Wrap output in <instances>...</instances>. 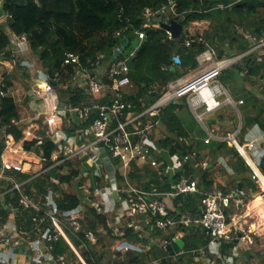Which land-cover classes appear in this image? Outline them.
Here are the masks:
<instances>
[{"label": "trees", "instance_id": "trees-1", "mask_svg": "<svg viewBox=\"0 0 264 264\" xmlns=\"http://www.w3.org/2000/svg\"><path fill=\"white\" fill-rule=\"evenodd\" d=\"M4 1L6 11L5 21L0 22V54L6 59L13 57L11 47L12 34H27L29 47L38 54L43 66L58 74V85L66 84L69 79H75L77 66L75 64H64V58L68 52H75L80 55L81 64L90 70H95L99 65L107 63L110 68L113 63L115 51L118 46H123L128 41L127 46L139 43V38L134 30H128L122 37L116 36V31L128 24H133L134 28L141 29L143 26V11L147 7L158 9L168 2V0H0ZM177 9L181 16L176 17L185 26H189L194 21H208L210 24L204 31V42L196 41L190 46H186L184 40L186 34L182 33L179 40L170 39L164 28H146V37L141 41L139 50L134 58L129 62L130 76L136 87L134 93L127 95L129 102L125 111V118L132 114L143 112L149 105L167 89L171 81L177 80L198 67L197 56L208 47L218 50L219 57L236 54L248 50L251 40L248 35L261 38L264 36V0H176ZM223 3L226 6L219 8L217 5ZM179 53L182 58L181 65H175L173 56ZM104 55L103 59H99ZM94 62V65L89 61ZM99 62L101 64H99ZM237 64L230 67V74L225 70L219 77L221 83H225L234 76L242 77L243 80H250L252 83L263 82L261 93L264 95V49L251 52L243 57ZM105 83L110 86L113 79L108 73L104 76ZM11 82L6 80L3 86L8 89ZM156 91L157 94L153 95ZM61 99L72 105H91L92 100H97L106 104L107 96L92 95L84 89H79L71 84L59 91ZM251 96L254 100V108L257 113L253 120L264 129V101L252 89ZM189 109L185 99L172 101L164 106L159 116H143L140 122L132 126L131 129H139L150 126V137L156 142L163 152L157 155L159 159H170L175 157L178 162L177 171L168 173L157 170L149 164H139L132 162L128 172V180L133 185L136 184L142 191L152 192L157 189L160 193H168L173 190V185L183 177L198 179L199 188L202 192L212 190L215 179L211 177L213 168L209 167L214 158L218 155L229 157L228 164L238 176L242 177L241 188L245 191L248 187L257 191L259 188L256 180L252 178V168L247 164L245 158L239 150L230 145L229 141L213 139L210 143L205 140L192 138L188 128L182 121L179 113L183 109ZM221 110V109H220ZM218 110V111H220ZM216 111V112H218ZM215 112V113H216ZM99 115V110L91 112L89 118L76 125L83 127L93 122ZM20 117L18 104L10 96H0V128L4 131V137L0 139V162L2 153L6 147L7 135H12L16 140L23 138V130L15 123ZM221 122H227L226 116L217 117ZM216 120L208 118L206 124L210 127ZM163 129V132L161 130ZM248 127L242 125L240 136L241 143H244L245 134ZM228 132V131H227ZM141 136H134V140H140ZM51 138L44 140L43 149L46 157L52 155L56 144ZM25 147L32 149L33 144L26 142ZM204 149L208 153H203ZM186 156H193L185 159ZM210 157L211 161L205 165L200 164ZM114 163L120 166L119 160ZM47 163L45 168L50 166ZM78 163L69 161L58 168L38 175L33 178V174L26 172L11 171L8 175L20 181H26L23 190L31 200L40 202L42 210L33 207H24L21 203V193L18 190L8 191L0 198V228L11 219L15 218L18 230L25 231L35 224V218L45 217V221L40 223L43 230L50 228L56 239L52 242V253L56 258L60 256L70 264H83L71 245L67 242L53 225L50 217L46 216L47 196L49 189L53 187L60 192L56 198V206L59 210H70L77 207L84 201L81 190H67L51 181L52 176L59 179L61 184L73 185L75 178L80 174ZM66 168L69 172H62ZM260 170L264 174V159L260 165ZM116 169V176L120 187H126L125 176ZM89 175H84L87 179ZM93 184L103 186V177L93 175ZM7 187L13 185L12 181L3 180L2 184ZM239 188V184L237 185ZM6 189L3 187L0 190ZM93 191V189H92ZM227 193V190L223 188ZM179 195L174 198L175 206L180 213L192 212L199 214V206L204 193ZM124 196H128L124 193ZM88 210L80 220L82 227L76 230L73 226L64 223V228L75 247L85 259L87 264H151L155 259L161 258L160 264H198L195 257L198 250L210 241V237L200 226L188 231L185 225H179L177 229L163 236L171 238L175 236L177 230L186 232L182 240L184 243V254L176 257L165 254L158 247L147 248L145 251L129 250L122 253L118 246L124 242H132L136 245H148V238H141L134 227L127 224L119 226L111 225L115 221L108 214L98 211L95 205L87 204ZM176 211L168 210V216L181 217ZM228 214V221L230 215ZM92 231L97 238L93 242L87 232ZM188 231V232H187ZM159 229H154L153 237H159ZM109 235L113 242L110 245L112 256L107 257L104 250L97 249V246L106 241ZM167 239V238H166ZM223 253L231 254V249L238 248L240 255L234 257L233 264H239V260H244L245 264H264V250L255 251L253 247H247L246 243L234 239L223 244Z\"/></svg>", "mask_w": 264, "mask_h": 264}, {"label": "built area", "instance_id": "built-area-1", "mask_svg": "<svg viewBox=\"0 0 264 264\" xmlns=\"http://www.w3.org/2000/svg\"><path fill=\"white\" fill-rule=\"evenodd\" d=\"M225 6L223 3L217 5L219 8H224ZM179 16L181 14L178 12L176 0H168L167 3L158 9L147 7L143 11V26L141 29L134 28L133 24H128L116 31V36L122 37L126 31L133 29L140 40L139 43L132 48L127 46L121 55L113 60L109 69L106 66L99 65L98 67L103 66L106 68L102 74L97 72L98 67L95 70L83 67L79 54L75 52H68L66 54L64 64H75L77 66L75 79L78 78L82 81L81 88L92 95H100L105 92L104 95L102 94L104 97L109 94L106 104L92 100L91 105L84 107L69 105L61 99L57 89L58 83L57 86L51 84L48 71L37 70L40 77L38 79L39 88L35 93L42 101L43 107L40 110V114L43 116L45 125L48 128L49 137L57 144V155L50 161V166L46 167L42 173L34 174L33 178L51 169L58 168L69 161L79 164L78 169L80 170V174L75 178L77 188L67 183L61 184L55 176H52L51 181L67 190H81L85 200L70 210H59L56 206V198L60 196V192L51 187L48 196L52 199L47 202V208L45 209L46 216L52 219L56 230L64 236L78 256L80 254L66 233L63 224H69L76 230H80L82 227L80 220L88 210L87 204L95 205L99 212L110 215L121 225L127 224L130 227H134L141 238H151V241H154L155 237H151L150 233L147 232L148 228L150 230H154L155 228L168 230L176 228L179 224H184L185 226L192 224L191 219H175L172 216H168L169 206L167 200H173L179 195L201 193L198 179L182 178L173 185L171 192L160 193L157 189H154L152 192L142 191L140 188L132 185L127 176L134 161H137L141 165L149 164L157 170L162 169V171L168 173H175L177 171L178 162L175 157H170L168 160L158 158L157 155H162L163 152L156 142L151 139L149 125L139 129H131L133 125L140 122L143 116H159L162 108L172 101L185 99L189 109L193 111L207 131L205 142L210 143L213 139L229 141V143L239 150L247 164L252 168V178L260 185L263 186L264 184V174L260 170V165L264 159V129L260 125L248 129L245 134V142L241 143L238 138L242 129V115L240 112L237 118L238 129L224 136H218L214 131L209 130L204 122L206 114L215 113L225 104H233L238 109V105L244 103V99L238 102L234 101L226 86L219 81V77L225 70L238 64L244 56L264 49V36L257 38L256 36L248 35L251 40V46L248 50L223 57H219L216 48L208 47L197 56L199 65L195 69V72L171 81L167 89L143 112L132 114L129 118L124 117L129 104L127 95L129 94V89L134 86L130 76L129 62L136 56L141 41L146 37L145 29L149 27L163 28L162 23H170L172 19L179 21L176 18ZM183 27H188L191 35L190 38L187 36L185 38L184 43L186 46H190L196 41H205L204 31L208 27L204 21H194L191 25H184ZM164 29L170 39H176L170 29ZM10 36L14 56L29 45L27 34H11ZM121 47L118 46L116 50H120ZM128 48L130 50L126 54ZM103 58L104 55L99 56L100 60ZM89 61L94 65V62ZM173 61L176 66L181 65V55L176 53L173 56ZM24 64L32 66V64ZM99 64L101 63L99 62ZM106 73L113 79L110 86L104 81ZM55 79L58 82V74L55 75ZM0 85L2 86L0 94L7 96L8 91L3 87L5 82L3 81ZM66 85L64 84L65 87ZM223 95H226L224 100L221 99ZM200 109L203 110L199 111ZM94 110H99V115L92 123L83 127L76 126L79 124L75 122L74 115L86 121ZM23 134L21 141L23 140L24 142V140L27 141L28 136H32V131L24 130ZM136 135L141 136V139L134 140V136ZM36 138H38L39 143H43L44 138L42 136H37ZM18 142L20 140H16L13 136L9 137L1 156L0 188H3L2 181L4 179L12 181L13 185L7 189L0 190V198L8 191L18 190L22 195L21 203L24 207L42 210L41 204L34 202L24 193L23 187L26 181H20L8 175V172L11 171H26L25 163L14 157L19 151L24 150V145H18ZM188 158L190 157H185L186 160ZM114 160H119L122 165L118 167L114 163ZM85 164L93 169L94 176L103 177V186L93 184L89 175L91 172L85 170ZM117 168L125 176L128 186H119L116 176ZM66 169L68 170H63L62 172L66 173L71 170L69 168ZM84 175L89 176L87 179H84ZM116 192L118 193V197L115 196ZM124 193H127L128 196H124ZM202 193H204V196L201 200L200 217L194 222L206 230L210 241L207 246L193 251L201 255L197 254L198 256L195 258V261L198 264H233L234 257L240 255L239 249L237 247L233 248L231 249V254L227 255L223 253V244L231 242L234 239L243 243H249L251 238L249 235L244 234L237 224H232L228 221L226 208L229 206L230 198L245 196L246 193L240 188L230 194H226L219 188ZM35 220L41 228L39 232L41 235L32 242V249L39 257L43 256L47 260L54 262V264H70L65 257L60 256L56 258L53 255L52 242L56 239V236L50 228L47 227L43 230L40 225V223L45 221V217L41 219L36 217ZM115 221L111 222V225L119 226V224L114 225ZM180 235L177 234L171 238L163 239L161 242L163 248L167 251V245L174 240L181 239ZM87 236L93 242H96V235L92 231L87 232ZM15 238V231L11 227L6 225L0 228V243L13 247L16 242ZM151 241L148 245H136L132 242H124L118 246V249L145 251L151 247L152 243H155V241ZM185 252L182 249L174 257ZM80 259L83 264H87L84 258L81 257ZM160 261L161 258H158L153 260L151 264H160ZM0 264H9V260L1 256Z\"/></svg>", "mask_w": 264, "mask_h": 264}, {"label": "crops", "instance_id": "crops-1", "mask_svg": "<svg viewBox=\"0 0 264 264\" xmlns=\"http://www.w3.org/2000/svg\"><path fill=\"white\" fill-rule=\"evenodd\" d=\"M8 31L11 35L12 34L11 31L10 30H8ZM10 50L13 52V46L12 45L10 47ZM15 61H17V63H15ZM24 63L32 64V66H28ZM105 69H106L105 67L100 66L97 68V72L99 74H102V72L104 73ZM37 70L48 71L43 66L42 61L39 59L38 54L33 52L31 50V48L29 47V45L27 47H25V49L23 51L16 54V56H14V53H13V57L11 59H6L3 54H0V84L3 81L6 82V80H9L11 82V85H9V87L6 91H8L7 95L12 96L15 99L16 103L18 104L20 117L18 120H16V124L21 127L23 132H24V130H31L32 131V136H28L27 141L24 140V142H23V140L22 141L20 140V142H18L19 143L18 145H21V144L24 145V150L19 151L17 153V155H15L14 157L19 161H23L25 163V166H26L25 172L33 174V176L36 173H39V172L42 173L45 170L46 164L50 163V161L53 158H55L57 155V144L53 140H51V141L53 144H56L55 149H53L52 155L50 157H46L44 149L42 147L44 141H43V143H39L38 138H36L37 136H42L44 138V140H46L47 138H51V137H49L48 128L45 125L44 118L40 114V110L43 107L42 101L37 97V95L35 93V91L39 88V85H38L39 80L38 79L40 77ZM195 71H196L195 69L191 70L190 72H188L187 74H185L181 77L188 76ZM81 83H82V81H80L78 78H76L74 80L69 79L66 83L67 84L66 87L73 84V86H75L76 88L81 89ZM245 87L247 89L246 90L247 96H241L239 100L244 99V103L240 104V105L246 106V110L248 112V116L246 117L245 120H244V117L242 116V125L245 122L244 123L245 126H247L250 129V128L255 127L256 125H259V124L253 120V116L257 113V110L254 108V100L251 96L250 88L248 86H245ZM1 89H2V86L0 85V91H1ZM135 91H136L135 86H133L132 88L129 89L130 94L134 93ZM104 93L105 92H103L102 94L104 95ZM102 94H100L99 96L103 97ZM0 96H1V94H0ZM225 105H223L220 109H222ZM212 114H214V113L206 114V116L204 118L205 124H206V120ZM74 117H75V122H77L80 126L82 125L83 122H85L84 119L79 118L77 115H74ZM236 124H237V118L232 121L233 126H235ZM213 126H215V124ZM208 128H209V130L214 131V133L217 134L218 136H224L223 134L222 135L219 134L216 129H214L210 126H208ZM0 131H2L4 134L3 129L0 128ZM190 134H191L192 138L199 139L200 141L205 140V138L207 136V134L200 135V134H197V133L194 134L191 132H190ZM3 137H0V139H2ZM9 137L11 138L12 135H7V139ZM26 142L29 144L30 143L33 144L32 149H27L25 147ZM244 142H245V140H244ZM230 145H232V144L230 143ZM202 152L208 153V150L204 149ZM192 157L193 156H191L190 158H192ZM228 160H229V157H225L223 155H218L216 158H214L213 163L209 164V167L213 168V172L211 173V177L216 180L213 189L219 188V189L223 190V188H225L227 190L226 194L233 193L236 189L241 188V187L238 188L237 185L240 183L242 184V177L238 176L235 173L234 169L229 166ZM209 161H211V158L207 156L206 159L200 164V166L205 165ZM183 178H185V177H183ZM3 187H6V189H7L8 188L7 183H6V185H3ZM263 187H264V185H263ZM48 189H50V188H48ZM208 191H211V190H208ZM245 193H246L245 196L230 198L229 206L226 208V210L229 212V215H230V222L232 224H237L238 226H239L241 219L243 218V217H241L240 211H238V210L244 209L246 207V210H245L246 213L244 215H242V216H246V217L251 216L253 212L258 211V210L257 211L253 210L251 213L249 212V207L256 201L257 198H259V197H256L258 193L256 191H254L251 187L250 188L248 187L247 189H245ZM263 194H264V191H263ZM250 195H252L253 199H250L249 203H245L244 201ZM51 199L52 198L48 196L47 202H49ZM167 201H168L169 210L176 211L179 214L180 210L175 206L174 199L173 200H167ZM37 203L40 204V202H37ZM200 206H201V203H200ZM200 206H199V214L198 215L193 214L192 212H186V213H180L181 214L180 218H177L174 216H172V217L175 219H182V218L183 219H185V218L191 219L192 224L189 226H185L188 229V231H191L192 229H194L196 227H200L199 225L195 224V222H194L195 220L199 219V217H200ZM259 220H261V222H263V225H264V219L262 217H259ZM6 225L8 227H11L13 229V231H15L16 242L14 243L13 247H9L3 243H0V257L3 256L5 258H7L9 260V264H54V262L47 260V258H45L43 256L39 257L37 255V253L32 249V242L35 239L39 238V236H40L39 232L41 231V228L38 226V222L36 220H35V224L31 227L29 226L28 227L29 229H27L25 231L18 230V227L16 226L14 217H11V219H9V221L7 223H5L3 226H6ZM179 225H182V224H179ZM178 226L176 228H173V229L160 230L161 235H158L159 237H156V238L153 237L154 230H150V228H148L147 232L150 233L151 237H153L154 241H155V243H152V245L156 244V247H154V248H157L158 244L161 243L163 239L168 238V237L163 238V236L168 235L171 231H174L175 229H177ZM205 232H206V230H205ZM177 234L178 235L181 234L180 237L182 239L183 236L186 234V232L182 231V229H179V230H177L175 235H177ZM148 239H149V242L152 240L151 238H148ZM154 241H151V242H154ZM251 241H252V239H251ZM152 245H151V247H152ZM183 250H184V248H183ZM77 251L80 254V251L78 249H77ZM128 251L129 250L121 249L122 253H126ZM169 255H171V254L169 253ZM80 256L82 257L81 254L78 257L81 258ZM197 256L198 255H196V257ZM205 256L207 258H209L207 255H205Z\"/></svg>", "mask_w": 264, "mask_h": 264}, {"label": "rangeland", "instance_id": "rangeland-1", "mask_svg": "<svg viewBox=\"0 0 264 264\" xmlns=\"http://www.w3.org/2000/svg\"><path fill=\"white\" fill-rule=\"evenodd\" d=\"M3 21H5V16L0 18V22H3ZM204 23L206 24V26H209V24H210L208 21H204ZM192 28H193V26H192ZM134 46H135V42H133V44H132V46H130V48H132ZM130 48L127 49L126 54L129 53ZM107 63L103 64V66H107ZM231 72H232V70L227 69L226 74H230ZM224 85L227 87L228 92L230 93V95L232 96V98L234 99L235 102H238L241 96H247V94H246L247 89L245 86H248L250 89L254 90L259 95V97L264 101V95H262V93H261L262 86H263L262 81H259L257 83H252L250 80H243L242 77H239L236 75L233 78H229V80L226 81L224 83ZM63 88H65L63 83H61L60 85L57 86L58 91H61ZM135 89H136V87H135ZM225 98H226V95H223L221 97L222 100H224ZM202 110L203 109H200L199 111H202ZM239 112L241 113V115L244 117V120H245L246 117L248 116L246 106L238 105V109H237L233 104H226L220 111L212 114L209 117V118L216 120L215 126H213L212 128L216 129L217 132L221 135L222 134L226 135V134H228V132L229 133L235 132L238 129V126H237V124L235 126H233L232 121L234 119L238 118ZM224 114L226 116L227 122L225 121L222 123L221 119H218L217 117L219 115H224ZM179 115L191 133H194V134L197 133L200 135L207 134V131L204 128L203 124L197 119V117L195 116V114L193 113V111L191 109H188V108L183 109L180 111ZM204 122H205V120H204ZM161 130L163 132L162 128H161ZM3 136H4L3 132L0 131V137H3ZM121 165L122 164H120V166ZM85 166H86L85 170L91 172L89 175L91 176V179L93 181L94 180L93 169L90 168L87 164H85ZM257 184L259 186L258 187L259 189H258V191H256L258 193L256 197H262L264 199V196H263L264 195L263 194L264 187L262 185H260L259 183H257ZM133 185L135 187H138L136 184H133ZM73 186L75 188H77L76 182L73 184ZM138 188H140V187H138ZM250 199H253L252 195L248 196L244 202L249 203ZM245 210H246V207L244 209H240L238 211H240L241 217H243L239 223V227L243 231L244 234L249 235L250 238L252 239V241H250L249 243H246V245H247V247H253L255 251L264 250V225H263V222H261V220H259L260 215L257 212H253L251 216H248V217L242 216L246 213ZM117 222L114 223V225H118L119 223H117ZM39 235H41V234H39ZM107 236L108 237H106V241L99 244L97 246V249H99L101 251L104 250L107 257H110L113 254L110 251V245L112 244L113 240L109 235H107ZM158 248L162 252H164V254H165L166 250L163 248L162 243L159 244ZM166 253H169V252L166 251ZM239 264H245L244 260L240 259Z\"/></svg>", "mask_w": 264, "mask_h": 264}, {"label": "water", "instance_id": "water-1", "mask_svg": "<svg viewBox=\"0 0 264 264\" xmlns=\"http://www.w3.org/2000/svg\"><path fill=\"white\" fill-rule=\"evenodd\" d=\"M3 16H6V11L4 9V1H0V18L3 17ZM183 26L184 25H183L182 22L177 21L175 19H172L170 21V23H162V27L166 28V29H170L172 31V33H173V36L177 40H179V38L182 35V33L186 34V36L188 38L191 37L189 28L188 27L184 28ZM127 44H128V41H125V43L121 47V49L115 51V56H114L113 60H115L117 57H119L121 55V53L127 47ZM237 67H239V64H237ZM48 73H49L50 78H51V80H50L51 84L53 86H57L58 82L55 79V75L50 70H48ZM156 94H157V92L154 91L153 95H156ZM239 187H241V183L239 184ZM115 196L118 197V193L117 192L115 193ZM152 247H156V244H153ZM183 247H184L183 240L182 239H177V240L172 241L170 244H168L166 249L172 256H174V255L178 254L180 251H182Z\"/></svg>", "mask_w": 264, "mask_h": 264}, {"label": "bare ground", "instance_id": "bare-ground-1", "mask_svg": "<svg viewBox=\"0 0 264 264\" xmlns=\"http://www.w3.org/2000/svg\"><path fill=\"white\" fill-rule=\"evenodd\" d=\"M263 180H264V176H263ZM253 210L254 211L258 210L257 212L264 219V199L262 197L257 198L256 201L249 207V212Z\"/></svg>", "mask_w": 264, "mask_h": 264}]
</instances>
